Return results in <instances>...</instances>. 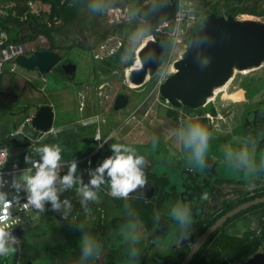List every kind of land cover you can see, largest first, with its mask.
I'll return each instance as SVG.
<instances>
[{
  "label": "flooded vegetation",
  "instance_id": "obj_1",
  "mask_svg": "<svg viewBox=\"0 0 264 264\" xmlns=\"http://www.w3.org/2000/svg\"><path fill=\"white\" fill-rule=\"evenodd\" d=\"M129 20L128 13H122L115 24ZM33 38V52H53L59 55L60 60L48 72L43 73L39 68L31 72L33 79L28 84L33 91L32 101L24 102L23 95L14 90L1 92L2 99L7 102L17 105L23 103L15 117L19 115L20 120L28 107L32 120L42 107H51L54 112L52 133L56 132L59 108L80 112L95 110L85 121L72 122L64 129L116 124L119 131L128 123L130 116L118 122L114 113L125 115L133 98L142 94L143 88L130 87L124 70L122 76L125 77V83L114 97L111 113L102 118L100 90L103 89L101 67L104 58L92 53L105 35L91 24L89 18L84 20L79 14L56 37L57 47L44 36L35 35ZM123 43L120 42L108 57L115 56ZM71 46L74 47L69 50ZM26 54L29 55V50ZM78 54L85 58L87 54L93 56L90 67L87 65L86 74L79 72ZM129 56H121L120 62L126 60V63ZM68 64L75 65V68L66 70ZM59 68L60 71H57ZM115 72L120 73L119 70ZM263 83V77L244 78L241 81L242 92L236 97L235 92L229 91L230 83L225 92L215 93L203 107L210 111L186 106L175 108L162 100L160 111L165 127L164 139L159 148L162 155L156 160L155 155L147 153L143 166L146 182L154 188L153 196L145 199L146 205H153L158 214L155 219L147 216L145 232L140 231L144 237L143 254L138 261L128 264H182L192 254L188 264H264V90L250 91ZM87 86L93 91L92 97L91 93L83 94ZM61 94L62 98L59 96ZM96 99L98 104L95 108L93 103ZM149 100L147 98L139 104L136 112L142 113ZM169 109L179 113L176 122L173 117H168ZM189 122L203 124L210 133L208 152L202 164L191 161L190 153L176 141L175 131ZM122 143L132 148L136 145ZM241 150L249 153L251 167H245L237 159V153ZM204 192L208 193L207 199L202 197ZM181 208L191 210L192 219L187 231H181L173 213V209Z\"/></svg>",
  "mask_w": 264,
  "mask_h": 264
},
{
  "label": "trees",
  "instance_id": "obj_2",
  "mask_svg": "<svg viewBox=\"0 0 264 264\" xmlns=\"http://www.w3.org/2000/svg\"><path fill=\"white\" fill-rule=\"evenodd\" d=\"M30 0H19L18 17L0 19V26L9 34V43H31L34 36H44L54 46H58L56 40L69 24L81 13L83 7L92 0H38L51 5V16L36 18L29 16L26 21H21V17L26 11V3ZM155 1L164 5L176 4V0H129L128 12L131 21L113 25L104 35L106 37L123 38V36L137 29H143V21L138 18V10L148 3ZM223 4V5H222ZM211 2L198 4V8H208ZM223 7H222V6ZM225 8L227 15L239 17L241 15H264V0H219L215 2L209 10H205L202 19L212 13L222 16L220 10ZM56 19V20H55ZM48 21L52 22L49 27ZM58 23H57V22ZM201 28L199 23L185 36V43L189 46L193 35ZM168 52L171 51L173 39L169 34L161 35ZM127 42V39L123 40ZM74 46L69 47V50ZM128 61L123 65L119 62L122 57L116 52L113 57H105L101 70L104 74H116L119 70L124 75V69L132 67L135 61V50ZM33 49L31 52L32 53ZM10 64L5 67V74L16 75L10 72ZM60 71V68L57 70ZM4 75L0 77V148L9 151L7 166L17 164L20 167H29L35 160H39V154L35 151L37 147L44 144H58L62 148L61 162L67 163L73 160L77 162L78 177L77 182L71 189H65L59 196L61 202L68 199L71 207L66 210L63 221L56 217V210H52L50 202L41 212L38 223L35 227L30 225L22 227L23 238L18 240L23 253L20 254L19 247L14 244L16 251L8 257H0V264H25L28 261L33 264H128L138 261L142 256L144 247V237L140 235L145 232L147 226V216L156 218L158 212L153 205H146L145 199L128 197L119 199L111 196L108 178L105 175L104 183L99 186L96 201H86L81 203L82 196L78 189L83 184H88L92 175L88 174L94 170L100 162L107 156L112 155L111 145L114 143L123 144L113 136L116 124L108 127H100L102 136L106 141L105 145L99 149V144L95 141L98 125L82 126L77 129H64V126L79 121L84 117L80 111H71L59 108L55 122L56 132L40 138L39 132L32 128L30 119L31 112L27 107L26 113L20 120H16L15 115L19 111L17 104H11L2 99ZM262 79V78H261ZM263 82V80H262ZM153 88L156 85V74L149 82ZM144 87V86H143ZM141 87V88H143ZM258 88V89H257ZM251 88L250 91L264 90V83L258 87ZM140 89V88H137ZM149 89L142 93L140 103L147 98L151 99L153 90ZM151 95V96H150ZM160 100L163 99L160 97ZM150 102V100H149ZM148 103L141 110L145 113ZM199 111H210L209 108H200ZM178 112L175 109L168 110V117L178 120ZM87 117L88 114L86 115ZM59 129V131H57ZM124 145V144H123ZM136 151V150H135ZM137 154L147 157V153L139 151ZM26 157L28 160L26 162ZM84 160L83 162H80ZM64 175L67 174L65 171ZM59 211V210H58ZM94 238L98 248L90 257H83L81 241L85 235ZM139 235V239L133 241L134 235ZM37 242V243H36ZM135 250V255L133 251Z\"/></svg>",
  "mask_w": 264,
  "mask_h": 264
},
{
  "label": "water",
  "instance_id": "obj_3",
  "mask_svg": "<svg viewBox=\"0 0 264 264\" xmlns=\"http://www.w3.org/2000/svg\"><path fill=\"white\" fill-rule=\"evenodd\" d=\"M176 14L177 8L174 4L164 5L157 2L148 3L137 12L138 18L144 23V29L150 35H154L167 22H170L169 30L173 32ZM146 43L143 50L138 49L135 52V59L140 61V66H135L134 62L132 67L126 69V81L130 87L146 85L168 56L163 38L150 39ZM132 51L133 47L128 42L118 48L120 56L131 55ZM59 60L58 54L49 51H36L16 58L20 68L27 71L39 68L43 73L48 72ZM263 65L264 22L212 13L202 20L201 28L193 35L183 59L175 65L177 72L164 81L159 94L175 108L186 106L200 109L207 105L217 90L229 84L236 72L258 70ZM69 68L73 70L75 65L65 66L66 70ZM53 124L54 112L51 107H42L31 120V126L40 133V138L53 132ZM23 175L18 178L21 179ZM153 194V186L146 182L143 188L130 192L128 197L149 199ZM65 216L64 209L56 212L59 221H63ZM10 233L18 240L23 238L21 229ZM192 257L193 254L182 264H188ZM25 264L33 262L28 261Z\"/></svg>",
  "mask_w": 264,
  "mask_h": 264
},
{
  "label": "clouds",
  "instance_id": "obj_4",
  "mask_svg": "<svg viewBox=\"0 0 264 264\" xmlns=\"http://www.w3.org/2000/svg\"><path fill=\"white\" fill-rule=\"evenodd\" d=\"M103 4L104 0H92L89 8L92 11H101ZM132 39L137 48L143 50L147 46L146 42H150V33L146 28L137 29L132 34ZM174 134L177 143L190 153L191 161L197 164H202L205 161L210 141V133L206 126L199 122H189L183 128L176 130ZM96 139H99V137L97 136ZM111 150L112 155L104 158L91 171L92 178L89 183L83 184L78 189L82 196V204L89 200H97V191L94 189H98L104 183L105 175L110 178L108 180L109 194L119 199H127L130 192L146 185L147 177L143 167L146 163L145 156L137 154L134 148L119 143L112 144ZM35 151L39 154V162H32L35 168L34 174H24L21 181L14 179L13 187L17 190L22 188L26 192L25 207L31 205L43 211L45 203L50 202L52 210L69 209L71 207L69 200L65 199L61 202L58 192L71 189L73 184L77 182L78 177L74 176L77 172V162L73 160L69 165L67 174L59 178L61 187L58 189L55 183L58 177L57 169L61 162V146L58 144H44L37 147ZM237 159L245 167H251L249 153L246 150L238 152ZM27 160L28 157H26V162ZM27 172L31 173L32 169L29 168ZM202 197L207 199L208 193L204 192ZM0 203L3 204L4 209H7L10 205V202L5 200L3 193H0ZM173 213L175 219L179 222L181 231H187L192 219L191 210L188 208L173 209ZM5 220H7V216L0 215V222ZM139 238L138 234L134 235L133 241L135 242ZM15 241L16 237L12 236L9 231L0 228V257H8L16 251L13 247ZM81 246L83 257L92 256L98 248L94 238L87 234L83 237ZM132 254H136L135 250Z\"/></svg>",
  "mask_w": 264,
  "mask_h": 264
},
{
  "label": "rangeland",
  "instance_id": "obj_5",
  "mask_svg": "<svg viewBox=\"0 0 264 264\" xmlns=\"http://www.w3.org/2000/svg\"><path fill=\"white\" fill-rule=\"evenodd\" d=\"M196 1L198 4L200 3L203 6L204 2L208 1V2H211L213 5L215 2L219 0H196ZM90 3L86 4L83 7L80 13V17H83L84 20L89 18L91 21V24H94L96 28H98L100 31L103 32V34H105L113 25H115V20H116L115 14L119 13L121 15V12H119V10L116 7H120L124 15L125 9L128 8L129 0H104V4L102 5L101 11L90 10L89 8ZM211 6H209L208 8H202V11L204 12L205 10H209ZM220 13L222 16H228L225 8H222L220 10ZM128 16L130 19L129 21H131L129 12H128ZM238 18L250 19L248 18V15H241ZM134 32L135 31H130L126 33L123 36V38H116V37H111V36L104 38L102 43H100L97 46L95 52H93L92 54L99 55V57L102 59L105 57H108L111 54V52L115 50L118 47L119 43L122 42L124 39H127V42L130 43L132 47H135L136 43L132 39V34ZM82 35H83V32H82ZM26 44H27L29 52H31L34 47V43L31 42V43H26ZM136 50H138V48H136ZM74 55L75 54H73V56ZM78 56H80V59L78 62L80 64L79 72L82 71L84 72V74H86L85 72L87 71V65L88 67H90L93 56L90 54L86 55L87 58H85L84 56H81L80 54H78ZM125 61L120 62L122 67ZM124 70L126 71V69ZM31 72L32 71H27V70H24L18 67L15 73L16 74L15 76L6 74L4 77L3 91L14 90V92L20 93L21 95H23L24 102L32 101L33 91L31 89V86L28 84L33 79V75L31 74ZM171 74L173 73L170 71L168 73V76ZM122 75L123 74L121 72L115 75H113L112 73L104 74L102 72L103 89L100 90L101 91L100 97L102 101L101 102L102 118H104L105 115L111 113V108L113 105L114 97L116 93L122 88V85H124L125 83L124 81L125 77H123ZM257 76L264 78V65L258 70H254L252 72L247 71L246 74H243V72H236L235 76L230 81L231 87L229 91L235 92L234 93L235 97L239 96L240 92H242L241 91L242 90L241 81L244 80V78L246 77H257ZM152 88L153 86L150 83L147 86L145 85V87H143L142 89L143 94H145L147 90H148L147 92H149V89L151 90ZM152 90L154 91V89ZM222 90L225 91V89H222ZM83 91H84L83 93L84 95L85 93H91V97H92L93 91H91V87L87 86L86 90H83ZM141 95L142 94H137V96L133 98V103L130 106V109L125 112V115L121 114V112L114 113L115 119L118 122H123L125 119H127L128 116H130V120L129 121L127 120L128 123L124 124L119 131L118 129L114 130L113 132L115 135L114 137H116L119 141H122L128 145L136 144L134 145V149L137 152L142 151L152 156L155 155L156 156L155 159L158 160V158L160 159V156L162 155L160 153L159 148H160L162 140L164 139V134H165L164 122L162 121V116H161V111H160L161 109L160 107H163V104H162L163 102L160 100L161 96L159 94V91H155L154 95L150 99L146 112L137 113L136 111L138 110L139 103H140V99L138 98H141ZM59 96L61 98L63 97L62 94ZM70 103H71V100L69 101V104ZM96 104H98L97 99L93 103V106H95V108H96ZM22 105H23L22 102L19 103V105H16V109H20ZM70 109L72 108L70 107ZM80 113H82V116L84 117L83 120L84 119L86 120L87 119L86 115L88 114V116H90L91 114L92 116V114L95 113V110L87 109L86 112L82 111ZM15 118L16 120H19L20 116L18 115ZM169 129L170 127L168 128V130ZM154 141L155 143H153ZM149 142L150 144L146 145V143H149ZM143 143H145V145L139 146V144H143ZM90 175L91 174H88V177ZM0 193H3V194L5 193V190L1 187H0ZM40 216H41V212H39L36 216H34V220L32 221L30 226L35 227L38 223V219L40 218ZM14 244H16L19 247V252L20 254H22L23 250L20 246L21 245L20 242L16 240Z\"/></svg>",
  "mask_w": 264,
  "mask_h": 264
},
{
  "label": "built area",
  "instance_id": "obj_6",
  "mask_svg": "<svg viewBox=\"0 0 264 264\" xmlns=\"http://www.w3.org/2000/svg\"><path fill=\"white\" fill-rule=\"evenodd\" d=\"M18 1L19 0H0V19L18 17L19 14L18 10L16 9L18 7ZM174 5L177 8L174 31L172 32L169 30L170 22H167L160 26L154 35H150V39L152 40H155L156 38H159L161 35L165 34H169L173 39L172 49L170 52H168V56L164 64L156 73V85L154 92L159 91L164 81L177 72L175 65L178 61L183 59L188 48V45L185 43V36L190 32L191 29L196 27L199 23L201 24L202 20L204 19H202L203 11L201 8H198L196 0H176V4ZM25 7L26 11L20 18L21 21H26L29 16H34L36 18H40L44 15L47 17L51 16V5L42 1L30 0L26 3ZM116 8L119 10V12H121V15L119 13L115 14L116 20H119V18L122 17V11L120 7ZM124 12L127 14L128 8H126ZM248 18L264 22V15H248ZM47 24L49 27L52 26L51 21H48ZM9 39L8 32L0 26V77L6 75L5 67L7 64H10L9 70L11 73L16 72L17 68L19 67L16 62V58L22 54H26V51L28 50L27 44L9 43ZM170 71L173 74L168 76ZM29 122H31V119H29ZM97 136L99 139H96ZM95 141L99 144V149L102 148L107 141L103 138L102 130L99 126L96 131ZM9 156L10 154L7 149L0 148V187L5 190V200L10 202V205L7 209H4L3 204L0 203V215L7 216V220L0 222V228L10 232L15 229H21L22 227L31 225L32 221L34 220V216H36L40 210L34 208L31 205L25 207L27 197L26 192L22 188L17 190L13 187V180L15 179L16 181H21L18 176L27 174V170L29 168L32 169L30 174L35 172L33 164L29 167H20L17 164L8 167L7 163ZM83 161L84 160H81L80 162ZM34 162H39V160H35ZM70 164L71 162L60 163L57 169L58 177L55 186L58 189L61 187L59 178L64 175L63 173L65 171L68 172ZM61 193L62 192H58V195ZM47 203L48 202L45 203L44 208L46 207Z\"/></svg>",
  "mask_w": 264,
  "mask_h": 264
},
{
  "label": "bare ground",
  "instance_id": "obj_7",
  "mask_svg": "<svg viewBox=\"0 0 264 264\" xmlns=\"http://www.w3.org/2000/svg\"><path fill=\"white\" fill-rule=\"evenodd\" d=\"M139 62H140L139 60H136V61H135V65H139V64H140ZM245 72L247 73V71H245ZM245 72H243V73L245 74ZM230 83H231V82H229V84H230ZM229 84H228L227 86H225V87H223V88L217 90L216 93H219V92H225L226 89L228 88ZM222 89H225V91H223Z\"/></svg>",
  "mask_w": 264,
  "mask_h": 264
},
{
  "label": "crops",
  "instance_id": "obj_8",
  "mask_svg": "<svg viewBox=\"0 0 264 264\" xmlns=\"http://www.w3.org/2000/svg\"><path fill=\"white\" fill-rule=\"evenodd\" d=\"M151 2H155V1H151ZM51 134V133H50ZM67 172V171H66ZM16 240H18V239H16Z\"/></svg>",
  "mask_w": 264,
  "mask_h": 264
}]
</instances>
